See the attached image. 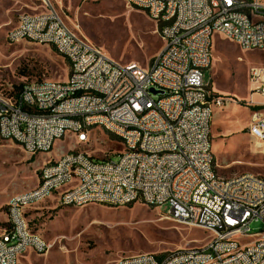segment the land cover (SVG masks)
Instances as JSON below:
<instances>
[{
    "label": "built area",
    "instance_id": "1",
    "mask_svg": "<svg viewBox=\"0 0 264 264\" xmlns=\"http://www.w3.org/2000/svg\"><path fill=\"white\" fill-rule=\"evenodd\" d=\"M40 10L20 17L9 32L11 40L36 37L37 44L57 45V53L75 60V79L30 81L15 95H0L1 135H13V143L29 155L50 152L69 130L80 146L90 144V133L99 128L123 133L118 160L107 163L89 152L67 153L57 166L40 167L39 181L26 197L9 198L14 227L0 236V264H18L28 249L44 255L54 242L26 232V216L19 213L23 200L39 203L41 195L58 187L59 204H102L120 207L123 201L145 200V205L168 204L172 220L207 233V241L179 248L161 256L139 253L115 264H264V231L252 233L251 224H264V177H216L210 165L211 104L222 108L229 100L212 92L204 81L213 58L214 37L236 41L237 47L264 50V0H123L156 23L163 41L149 72L137 62L117 66L101 47L88 40L66 20L58 21L50 0H40ZM242 5L255 11V21L241 13ZM178 12V20L159 27V18ZM263 66V65H262ZM264 75V66H263ZM252 107L247 131L256 146H264V83L256 84L252 65L247 69ZM253 94L260 97L253 99ZM153 104L151 114L143 113ZM43 108V115H36ZM70 111L80 119H70ZM106 156V155H104ZM80 171L82 184L64 191V183ZM220 215L228 223H220ZM237 249V257H229Z\"/></svg>",
    "mask_w": 264,
    "mask_h": 264
},
{
    "label": "rangeland",
    "instance_id": "2",
    "mask_svg": "<svg viewBox=\"0 0 264 264\" xmlns=\"http://www.w3.org/2000/svg\"><path fill=\"white\" fill-rule=\"evenodd\" d=\"M50 2L64 21L117 61L150 65L163 47L157 25L123 0ZM40 4V0H0V89L8 94L15 95L16 87L26 82L63 81L69 76V62L53 46L28 40L7 41V32L18 23L19 15L39 11ZM252 64L264 66V50L242 51L231 41L215 37L212 65L204 81H210L220 93L242 100L250 87L247 69ZM236 104L239 107L234 108L228 102L224 110L233 127H244L249 117L248 108L243 103ZM220 111L218 104H214L213 117ZM230 124L228 120L219 121L213 128L217 139L214 136L212 149L219 165L218 174L229 177L253 173L264 177V146L258 149L247 131H235ZM89 138L90 144L80 146L75 137L67 133L55 142L50 152L42 155H29L19 145L0 139V226L6 224L9 198L36 187L43 160L56 159L76 149H83L94 157H107L122 150L119 140L99 128L94 129ZM228 144L232 150L227 149ZM112 159L117 161L118 156L113 155ZM226 164L228 166L224 167ZM50 205L51 202L32 204L26 208V217L32 232L54 242L49 258L52 264H115L139 253L161 256L207 241L206 232L165 218L169 214L168 204L160 207L141 203L120 207L59 205L48 210L46 207ZM263 231L262 222L251 224V233Z\"/></svg>",
    "mask_w": 264,
    "mask_h": 264
},
{
    "label": "bare ground",
    "instance_id": "3",
    "mask_svg": "<svg viewBox=\"0 0 264 264\" xmlns=\"http://www.w3.org/2000/svg\"><path fill=\"white\" fill-rule=\"evenodd\" d=\"M130 5V4H128ZM51 8H55L51 6ZM241 13L243 14V17L245 19H248V21H255V11L252 9L250 5H242L241 6ZM27 13H23L19 15L18 18V24H20V17H25ZM57 18L58 21H64L61 13L57 11ZM178 20V12H169L166 16H162L159 18V27H167L170 26L171 24H174V22ZM16 25V26H17ZM12 28L9 32L13 31ZM8 32V33H9ZM7 41L9 43H17L23 40H28V41H33L36 42V37L34 36H21V40H11V37H9V34L6 36ZM233 41V40H232ZM236 43V41H233ZM55 48L57 51V45H51ZM63 57L67 59V61L70 64V73L67 79H75L76 76V69H75V60L71 59L70 54H63ZM207 58H212V53L211 50H207ZM129 64V63H128ZM127 64H122L117 62V66H126ZM253 69V77H255V83L256 84H263L264 83V75H263V69L260 67H252ZM158 71V64H152L149 66V72H156ZM0 95H10L0 89ZM261 99H264V92H261ZM213 105L211 104V112H213ZM153 111V104H145L143 106V113L144 114H151ZM36 115H43V108H36ZM70 119H80V112L78 111H70ZM104 132L114 136L117 140L123 141V133H118L117 131H110L109 129H102ZM69 133V130H61V138H64L66 134ZM251 137H253V133L249 132ZM1 140L3 141H12L13 142V135H1ZM70 153H79L80 150L76 149L73 151H69ZM67 152V153H69ZM67 153L62 154L60 157H64ZM210 155H214L212 151V146H210ZM100 163H107V157H100ZM50 166H57V160L49 162L44 165V167H50ZM210 172H215L216 177H222L218 172L216 171V165H210ZM245 174H237V176H244ZM255 175V174H251ZM232 176H235L232 175ZM82 184V175L80 171H72V179L70 181H66L64 183V191H76L77 188ZM58 191V187H50V194H44L41 195L40 197V202L48 198L50 195H52L54 192ZM28 193L24 194H18L14 195L11 198H19V197H26ZM135 203V201H123L122 206H127ZM138 203L144 204L145 205V200H138ZM30 205H32V200H23L22 206H19V213L21 215H25V210L28 208ZM68 207H79V204H69L66 205ZM149 207H160V206H154V205H147ZM7 214H9V203H7ZM174 222H177L181 224V218H173ZM220 223H228V216L227 215H220ZM15 226V219L13 216H8V226L7 227H14ZM7 232V228L3 230L0 234V236L5 235ZM26 232L28 235H37L38 238H43L40 235L32 232L30 230L28 221L26 220ZM251 238L252 239V233L251 232H244V239ZM150 255H153L150 253ZM229 257H237V249H229ZM116 263H124V259L118 260Z\"/></svg>",
    "mask_w": 264,
    "mask_h": 264
},
{
    "label": "crops",
    "instance_id": "4",
    "mask_svg": "<svg viewBox=\"0 0 264 264\" xmlns=\"http://www.w3.org/2000/svg\"><path fill=\"white\" fill-rule=\"evenodd\" d=\"M141 11V10H140ZM143 12V11H142ZM146 16H147V14L145 13V12H143ZM148 17V16H147ZM149 18V17H148ZM150 19V18H149ZM151 20V19H150ZM17 21H18V19H17ZM152 21V20H151ZM154 22V21H153ZM155 23V22H154ZM156 24V23H155ZM17 25V22H16V24H15V26ZM14 26V27H15ZM13 27V28H14ZM11 30V29H10ZM9 30V31H10ZM8 31V32H9ZM7 32V33H8ZM7 36V35H6ZM216 37H218V36H216ZM229 41H231L232 43H234V44H236L235 42H233L232 40H229ZM214 45H215V37H214V42H213V47H214ZM213 47H212V50H211V53H212V58H213ZM239 48V47H238ZM239 49H241V48H239ZM242 51H244V49H241ZM154 59V58H153ZM153 61V60H152ZM117 62H119V63H122V64H128L129 62H131V61H128V62H121V61H117ZM132 62H136V61H132ZM138 63V62H137ZM141 65V64H140ZM151 65V64H150ZM149 64H147V65H142L143 67H149L150 66ZM212 65V64H211ZM257 66H260V67H263L262 65H258V64H252V67H257ZM210 69H211V67H210ZM263 69V68H262ZM208 85H209V87L211 88V90H212V92L213 93H215V94H218V95H221V96H224V97H227L229 100L226 102V104L222 107V108H220V112L218 113V116L217 117H212V122H211V131H210V136H211V144H212V147H213V145H214V142H213V139H214V136H215V139H217V137H216V133L214 132V130H213V128H214V126H216L215 124H217V122H219V121H222V122H224V120H228V124H230V118H229V114H228V112H225V110H224V108H225V106L227 105V103L228 102H231L233 105H234V108H237V107H239L236 103L237 102H240V103H243V106L244 107H246V108H248V112H249V117H248V119L246 120V123H245V126L244 127H233L231 124H230V126L232 127V128H234V129H236L235 131H247V127H248V124H249V121H250V114H251V111H252V107L251 106H249L248 105V100H249V97H250V93H251V85H250V87L248 88V93H247V95H246V97L244 98V99H242V100H240V99H238V98H236L237 96H235V95H224V94H222V93H220L219 91H217L218 89H217V87L214 89L213 87H212V85H211V83H210V81H208V82H206ZM253 99L254 100H256V101H259L260 100V97L258 96V95H256V94H253ZM213 110H214V105H213ZM219 117V119L217 120V118ZM247 133L249 134V132L247 131ZM235 135V134H234ZM234 135H232L231 137H233ZM249 136L251 137V135L249 134ZM251 139H253V137H251ZM10 142H12V141H10ZM255 143V142H254ZM255 145H256V143H255ZM215 149H217V147H216V145H215ZM227 149L228 150H232L233 148H231L230 146H229V144H228V147H227ZM212 151H213V154H214V150L212 149ZM40 155H42V154H40ZM215 155V154H214ZM61 156V154L58 156V157H60ZM215 158H216V156H215ZM55 160H57V159H46V160H43L42 161V164H41V166L42 167H44V165L45 164H47V163H49V162H52V161H55ZM49 161V162H48ZM216 164H217V161H216ZM40 166V167H41ZM228 166V164H226V165H224V167H227ZM40 167H39V169H40ZM218 167H219V165L217 164L216 165V171H217V169H218ZM253 174V173H252ZM38 181H39V174H38V176H37V183H38ZM43 203H47V202H51V205L50 206H47L46 208L48 209V210H52V209H54V208H56L57 206H59L60 204H59V194H58V191H56V192H54L52 195H50L48 198H46L45 200H43L42 201ZM25 216H26V210H25ZM26 219H27V217H26ZM27 221H28V219H27ZM5 222H6V224H5V226H3V227H1L0 226V234H1V232L3 231V230H5L6 228H7V226H8V216H7V211H6V217H5ZM28 224H29V221H28ZM30 227V226H29ZM37 233V232H36ZM39 234V233H38ZM40 235V234H39ZM43 237V236H42ZM44 238V237H43ZM50 256H51V251H49L48 253H46V254H44V255H40V254H37L36 252H34L33 250H31V249H28L27 251H25L21 256H20V258H19V261H18V264H52L51 262H50ZM113 264V263H112Z\"/></svg>",
    "mask_w": 264,
    "mask_h": 264
},
{
    "label": "trees",
    "instance_id": "5",
    "mask_svg": "<svg viewBox=\"0 0 264 264\" xmlns=\"http://www.w3.org/2000/svg\"><path fill=\"white\" fill-rule=\"evenodd\" d=\"M21 87H22V85H19V86L16 87V89H18V92L15 93V94H18L19 93V91L21 90ZM10 95H12V94H10Z\"/></svg>",
    "mask_w": 264,
    "mask_h": 264
}]
</instances>
